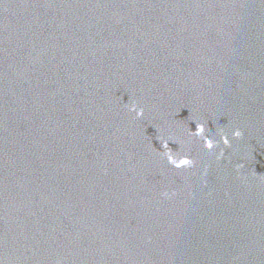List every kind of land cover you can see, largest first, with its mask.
Segmentation results:
<instances>
[{
	"label": "water",
	"instance_id": "water-1",
	"mask_svg": "<svg viewBox=\"0 0 264 264\" xmlns=\"http://www.w3.org/2000/svg\"><path fill=\"white\" fill-rule=\"evenodd\" d=\"M0 264H264V0H0Z\"/></svg>",
	"mask_w": 264,
	"mask_h": 264
}]
</instances>
